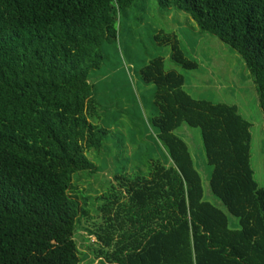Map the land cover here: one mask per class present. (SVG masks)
<instances>
[{
  "label": "trees",
  "instance_id": "obj_1",
  "mask_svg": "<svg viewBox=\"0 0 264 264\" xmlns=\"http://www.w3.org/2000/svg\"><path fill=\"white\" fill-rule=\"evenodd\" d=\"M135 1L0 0V264L87 258L74 235L80 218L89 217L88 198L81 207L73 180L96 171L88 152L102 150L112 133L92 123L93 79L117 44L121 12ZM159 3L188 14L242 56L264 114V0ZM155 40L184 71L198 69L176 36ZM140 76L156 88L151 122L163 159L147 173H117L120 186L99 198V264H264V188L252 166V124L237 106L194 98L163 58ZM182 124L202 129L212 192L239 229L206 200L195 160L175 133Z\"/></svg>",
  "mask_w": 264,
  "mask_h": 264
},
{
  "label": "rangeland",
  "instance_id": "obj_2",
  "mask_svg": "<svg viewBox=\"0 0 264 264\" xmlns=\"http://www.w3.org/2000/svg\"><path fill=\"white\" fill-rule=\"evenodd\" d=\"M117 27V44L108 51L102 70L93 79L98 106L92 123L112 133L102 150L88 152L96 171L78 172L73 180L76 190L72 194L81 207V197L86 196L89 208V217L80 218L74 235L78 251L87 256L81 264H99L94 251L101 242L96 233L98 227L105 225L104 213L100 211L104 201L99 198L114 192L112 184L120 186L116 174L124 170L128 176L142 170L147 173L151 163L163 159L151 122L156 114V88L144 83L140 76L141 69L154 59H164L166 72L183 75L185 89L194 98L238 107L252 124V166L256 180L264 188V114L257 86L242 56L218 38L203 33L188 14L174 7L164 8L159 0H136L121 12ZM161 35L176 36L185 58L196 61L198 69L187 72L174 63L171 49L155 40ZM175 133L187 144L195 160L206 200L228 216L231 228L239 229L238 218L212 192L213 169L206 155L202 129L182 124Z\"/></svg>",
  "mask_w": 264,
  "mask_h": 264
}]
</instances>
